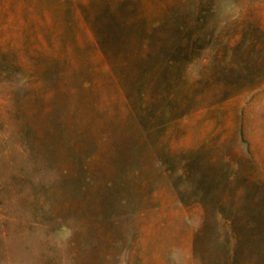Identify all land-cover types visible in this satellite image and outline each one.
I'll return each mask as SVG.
<instances>
[{"label": "rangeland", "instance_id": "374dc122", "mask_svg": "<svg viewBox=\"0 0 264 264\" xmlns=\"http://www.w3.org/2000/svg\"><path fill=\"white\" fill-rule=\"evenodd\" d=\"M88 2L87 16L110 9L140 26L158 22L151 42L170 43L173 56L179 33L200 36L170 80L152 72L154 61L137 77L136 92L147 96L143 123L161 114L150 138L171 147L172 173L157 163L139 175L136 162L128 170L120 139L128 127L106 121L115 106L102 104L96 87L82 128L109 134L111 166L87 162L96 138L65 134L60 93L49 94V114L36 97L54 79L7 62L36 56L42 27L78 44L63 29L83 27L77 14ZM65 84L77 81L69 75ZM183 164L189 184L173 173ZM263 221L264 0H0V264H264Z\"/></svg>", "mask_w": 264, "mask_h": 264}, {"label": "trees", "instance_id": "16d2710c", "mask_svg": "<svg viewBox=\"0 0 264 264\" xmlns=\"http://www.w3.org/2000/svg\"><path fill=\"white\" fill-rule=\"evenodd\" d=\"M90 5L89 2L86 3L82 11L77 14L83 20V27L76 29L72 24L63 29L64 32L75 38L78 44L71 46L66 42L56 41L47 32L48 30L41 26L43 30L40 34L46 40H44L45 43L39 44L38 50H32L36 56H32L33 58L28 60L14 59L7 62L13 67L18 65L33 68L30 73L34 72L38 81L43 79L45 81L49 77L54 79V85L45 94L39 96L41 93L39 92L36 97L46 104V114H49L51 108L54 107L55 100L49 94L60 93L63 97L60 96V104L66 105L61 116L63 121L61 127L65 134L72 136L75 132L82 140L87 139V136L96 138L97 145L93 146L89 154L86 152L83 154L85 157L83 158L87 159V162L101 168L111 166L106 148L111 139L109 134L99 131L95 135L93 132H86L82 128L86 122L85 109L82 107L92 108L95 105V102L88 101L87 97L92 94L93 87H96L101 90L95 94L101 103L105 106L112 104L115 106L113 114L106 121L115 119L116 125L119 127L124 125L128 127L122 129L120 136L121 144L128 152L122 156L128 170L131 169L129 167L131 162H136L137 167L132 172L138 175L143 171H148L154 163L165 168L167 165L165 163L173 162L174 155L170 153L171 147L167 146L162 139L153 141L150 138L153 131L162 127L161 124L157 123L161 114L156 113L150 119V126L143 123L147 110V96L145 93L136 92L137 77L142 71H147L150 68L153 69L152 72L155 75L164 76L162 79L170 80L166 76L170 70H175L179 63L190 62L192 50L198 49L197 44L200 36L182 38L179 33L177 37L179 47L177 45L176 56H173L174 50L170 43L166 48H161L163 40L151 42L152 37L158 36L157 32L160 26L158 22L153 21L140 26L135 20L128 19L126 15L118 17L111 15L110 9L105 10L99 17L98 14L96 17L87 16L88 12L85 9ZM199 11H196L194 16L198 15ZM177 30L184 32L185 28L182 26L181 28L178 27ZM55 32L62 37L61 30H55ZM26 49L29 50V46H26ZM39 53L46 56L47 60L35 61L40 55ZM174 57L177 58V61L172 60ZM158 59H161L160 62ZM149 61H154V65L149 67ZM81 71L88 74L87 79L79 74ZM69 75L71 78L75 77L77 84L71 86L65 84ZM175 78L177 79V74H175ZM172 97L171 95L167 96L168 99ZM178 118L173 117L170 121ZM160 151H163L162 156H159ZM142 153L146 156L140 157ZM137 156H139L138 159ZM186 166L188 165L183 164L173 173L180 171L179 179L184 184H189L190 177ZM166 172L172 173L169 168L163 170V173ZM90 179H93L92 175ZM107 183L111 182L108 181ZM174 189L176 188L174 187ZM192 205L201 209L204 207L203 204L197 202ZM201 221L206 226L207 220L205 221L203 216H201ZM229 228L232 230V225H229Z\"/></svg>", "mask_w": 264, "mask_h": 264}]
</instances>
